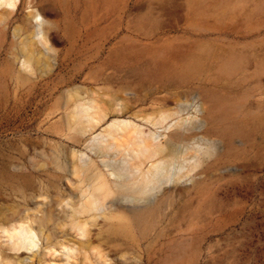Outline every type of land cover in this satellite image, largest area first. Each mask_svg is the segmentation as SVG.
Masks as SVG:
<instances>
[{"label": "rangeland", "instance_id": "1", "mask_svg": "<svg viewBox=\"0 0 264 264\" xmlns=\"http://www.w3.org/2000/svg\"><path fill=\"white\" fill-rule=\"evenodd\" d=\"M0 264H264V0L0 5Z\"/></svg>", "mask_w": 264, "mask_h": 264}, {"label": "bare ground", "instance_id": "2", "mask_svg": "<svg viewBox=\"0 0 264 264\" xmlns=\"http://www.w3.org/2000/svg\"><path fill=\"white\" fill-rule=\"evenodd\" d=\"M0 5H8L10 7H13L14 6V0H0ZM38 26H40V23H38ZM38 35L40 36L41 35V31L38 32ZM86 112V111H85ZM165 122V121H164ZM177 123L174 122L173 124L169 125L166 130H169L171 127L173 126H176ZM129 126H133L132 123H130L129 121H125V120H116L114 121L111 125H110V128L107 130V134L110 135L112 132H116V131H123L125 130L126 128H128ZM134 127V126H133ZM99 136H96L95 138H93V144L92 146H98L99 145V141L98 140ZM141 142H139V151H131L132 155L137 158V156L139 154H143L144 152H146L148 149L146 146H143V141L142 139H139ZM104 144V142H103ZM154 148L156 150H160V146L159 144H155L154 145ZM163 166V165H162ZM166 167V166H165ZM168 167V166H167ZM183 169V167L181 166H172V168L170 169L173 170V174L176 170L178 171H181ZM167 173H169V169L168 168H162L160 167V163H156V164H152L150 169L147 171V174H152L151 178H149L147 181L149 183L153 182L154 180H157L160 179L162 176H167ZM179 173V172H178ZM178 173L174 174V175H178ZM172 173H170L169 175H172L174 176ZM113 175V174H112ZM115 175V174H114ZM171 177V176H169ZM120 178V177H118ZM103 187L105 186L104 184L102 185ZM41 235H42V232H41ZM8 237L10 239L13 240V238H16L20 241L22 240H27V244H28V247L30 249H33L35 247H38V242H39V235L30 227H26L22 230H19L18 232H13L12 235H8ZM22 244V242H21ZM16 258V257H15Z\"/></svg>", "mask_w": 264, "mask_h": 264}]
</instances>
